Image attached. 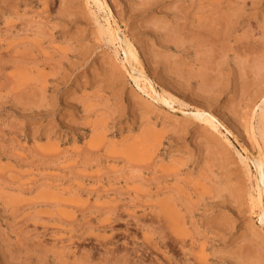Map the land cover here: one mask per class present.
I'll list each match as a JSON object with an SVG mask.
<instances>
[{
  "label": "rangeland",
  "instance_id": "1",
  "mask_svg": "<svg viewBox=\"0 0 264 264\" xmlns=\"http://www.w3.org/2000/svg\"><path fill=\"white\" fill-rule=\"evenodd\" d=\"M107 1L0 0V264H263L264 0Z\"/></svg>",
  "mask_w": 264,
  "mask_h": 264
},
{
  "label": "bare ground",
  "instance_id": "2",
  "mask_svg": "<svg viewBox=\"0 0 264 264\" xmlns=\"http://www.w3.org/2000/svg\"><path fill=\"white\" fill-rule=\"evenodd\" d=\"M92 2L94 3V5H96V7L98 8V10L100 11H103L105 15H107V18H105L104 22H105V29L104 32L108 33L110 35V38L111 39H114L113 41H118V43H120V39L119 37L117 36V33H118V25L116 24L115 22V15H114V12L112 10V8L110 7L109 3L107 0H92ZM89 6V5H88ZM96 8V9H97ZM225 21V20H224ZM229 21V20H228ZM227 21V22H228ZM222 23V22H220ZM229 23V22H228ZM218 24V23H217ZM226 25V24H225ZM221 26V25H220ZM225 28V27H224ZM215 30V28H213ZM211 29V31L213 30ZM217 29V28H216ZM226 29V28H225ZM224 29V30H225ZM216 31V30H215ZM211 32L212 34L216 33L218 31V33L220 32L219 30H217L216 32ZM223 31V30H222ZM226 31V30H225ZM217 33V34H218ZM216 34V35H217ZM223 33H221V37L225 36L223 35ZM223 35V36H222ZM227 35V34H226ZM228 36V35H227ZM229 37V36H228ZM226 36H225V41H226ZM220 40V39H218ZM238 40V39H237ZM225 44H227V42H225ZM235 42V40H233ZM240 41V40H239ZM238 41V42H239ZM229 44V43H228ZM235 44V43H234ZM241 44V43H240ZM245 43H243L244 45ZM249 44V43H247ZM247 44H245L247 46ZM239 45V44H238ZM261 45V43L259 44ZM242 46V44L240 45V47ZM250 46V45H249ZM252 46V45H251ZM262 46V45H261ZM261 46H258L259 48ZM120 47L122 48L123 50V53H124V58H125V61L127 62V65H130L131 63L133 62H138V56H137V53L135 52V49L133 48V46L130 44V43H127L125 44V47L121 46ZM244 47V46H243ZM256 47V46H255ZM247 48V47H245ZM251 48V47H250ZM254 48V46H253ZM264 48V46H263ZM262 48V49H263ZM228 49V48H227ZM230 49V48H229ZM240 49V48H239ZM249 49V48H248ZM246 50V49H244ZM250 50V49H249ZM253 50L252 49V53H253ZM248 51V50H246ZM255 51V50H254ZM259 52V51H258ZM27 54V52H25ZM24 54V53H23ZM24 56V55H23ZM17 57V55H16ZM19 59V57H18ZM126 65V64H125ZM14 67V66H13ZM140 75H141V78H133L136 86L138 87V89L141 91V92H146L145 91V87L143 86H140L139 85V82H142L143 85H146V87H149L148 89L151 90V92L153 94L156 93L154 87L146 80L145 75L143 73V71L141 69L137 70L135 69ZM130 73V72H129ZM130 76H132V74L130 73ZM147 89V91H148ZM148 94V93H146ZM150 97H152V94H148ZM147 95V96H148ZM155 98V97H154ZM168 99V100H167ZM169 99H172V98H163V97H159V102L163 103V104H166L168 103ZM171 101V100H170ZM172 102V101H171ZM174 103V102H173ZM173 103H170V104H173ZM169 106V105H168ZM173 109V108H172ZM263 116L264 117V111H262ZM193 113V112H192ZM201 123L205 124L210 130L216 132V134H221L223 135V137L225 138V140L230 144V140H227V134L232 136L233 138H235L233 136V134L231 133V131L226 127L224 126L214 115L210 114V113H206L205 111L201 110V109H197L195 111V113L193 114ZM225 132L223 133L222 130ZM220 135V136H221ZM236 141V139H234ZM257 143V142H256ZM231 145V144H230ZM257 148V147H256ZM243 150V153H246V150L244 148H242ZM254 166H255V171H256V189H255V192H256V201L257 204H258V207L260 208V213L258 214V218H259V221L261 224L264 225V152L260 150L259 152V155H258V158L255 159V163H254ZM185 190V189H184ZM180 198V197H179ZM183 200H187V199H184V197H182ZM181 198V199H182ZM179 201V200H178ZM181 202V201H180ZM183 202V201H182ZM189 202V201H188ZM187 205V204H186ZM264 264V263H263Z\"/></svg>",
  "mask_w": 264,
  "mask_h": 264
}]
</instances>
